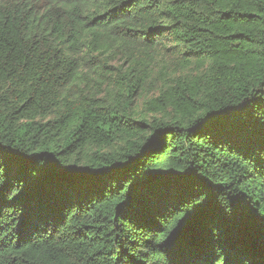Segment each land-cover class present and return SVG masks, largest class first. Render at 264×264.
<instances>
[{
  "label": "trees",
  "instance_id": "obj_1",
  "mask_svg": "<svg viewBox=\"0 0 264 264\" xmlns=\"http://www.w3.org/2000/svg\"><path fill=\"white\" fill-rule=\"evenodd\" d=\"M0 264H264V0H0Z\"/></svg>",
  "mask_w": 264,
  "mask_h": 264
},
{
  "label": "rangeland",
  "instance_id": "obj_2",
  "mask_svg": "<svg viewBox=\"0 0 264 264\" xmlns=\"http://www.w3.org/2000/svg\"><path fill=\"white\" fill-rule=\"evenodd\" d=\"M118 58V56L116 55L115 57H114V59H117ZM111 66H113V67H117V60H113V62L111 63ZM93 78V77H92ZM91 83V82H90ZM89 83V84H90Z\"/></svg>",
  "mask_w": 264,
  "mask_h": 264
}]
</instances>
